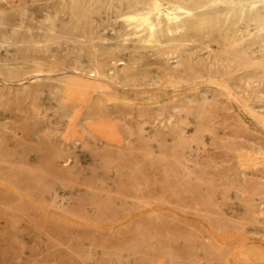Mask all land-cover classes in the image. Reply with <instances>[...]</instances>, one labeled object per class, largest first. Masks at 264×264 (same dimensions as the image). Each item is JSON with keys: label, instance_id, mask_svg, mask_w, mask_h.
<instances>
[{"label": "rangeland", "instance_id": "rangeland-1", "mask_svg": "<svg viewBox=\"0 0 264 264\" xmlns=\"http://www.w3.org/2000/svg\"><path fill=\"white\" fill-rule=\"evenodd\" d=\"M169 15L0 0V264H264V15Z\"/></svg>", "mask_w": 264, "mask_h": 264}, {"label": "bare ground", "instance_id": "bare-ground-1", "mask_svg": "<svg viewBox=\"0 0 264 264\" xmlns=\"http://www.w3.org/2000/svg\"><path fill=\"white\" fill-rule=\"evenodd\" d=\"M166 2L171 15L164 19L160 16L142 19L146 31L143 40L147 43L159 44L163 38L166 41L187 40L191 32L202 31L230 17L261 26L264 15V0H166Z\"/></svg>", "mask_w": 264, "mask_h": 264}]
</instances>
